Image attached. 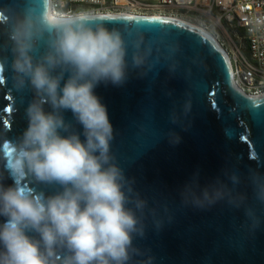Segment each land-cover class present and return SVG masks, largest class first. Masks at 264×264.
<instances>
[{
    "label": "clouds",
    "instance_id": "1",
    "mask_svg": "<svg viewBox=\"0 0 264 264\" xmlns=\"http://www.w3.org/2000/svg\"><path fill=\"white\" fill-rule=\"evenodd\" d=\"M65 2L11 0L0 7L8 53L0 55V68L10 69L14 91L34 93L23 134L0 138V161L7 158V170L16 177L6 187L0 171V216L6 218L0 224V264H154L151 249L134 240L145 237L149 221L157 232L171 223L173 210L156 198L150 204L135 189V179L125 175L112 150L107 108L94 89L101 82L122 86L130 68L146 76L162 60L174 76L179 45L162 58L152 57L143 34L108 27L91 11H66ZM185 95L179 107L173 103L169 121L187 130L192 100ZM65 110L82 125L84 140L65 120ZM166 135L170 144L181 141L174 131ZM225 176L231 186L217 178L201 188L197 171L180 191L181 207L207 210L223 202L239 208L248 199L238 191L245 182L264 205V174L249 169L242 180L237 171L225 170ZM24 181L55 190L46 195ZM244 214L253 231L261 226L255 207L246 206Z\"/></svg>",
    "mask_w": 264,
    "mask_h": 264
},
{
    "label": "water",
    "instance_id": "2",
    "mask_svg": "<svg viewBox=\"0 0 264 264\" xmlns=\"http://www.w3.org/2000/svg\"><path fill=\"white\" fill-rule=\"evenodd\" d=\"M10 2L0 0V7ZM4 19L0 15V21ZM97 19L108 27L128 29L135 36L143 34L152 57L162 58L176 44L180 49L176 54L180 67L174 76L162 60L146 76L139 75L140 69L130 68L122 86L101 82L94 89L107 108L115 137L112 150L125 175L135 179V189L150 204L156 198L173 210L171 223L166 222L157 232L149 221L145 237H137L134 244L151 249L154 264H264V205L253 199L246 182L238 191L248 199L239 208L223 202L207 210L181 207L180 197L197 171L201 188L217 178L231 186L225 170L237 171L242 180L249 169L264 174V97L249 101L240 96L233 88V67L226 51L199 27L167 17L111 15ZM4 43L0 34V55L8 54L3 51ZM10 76V69L0 68V138L13 140L28 126L25 108L34 93L14 91ZM66 79L67 74L61 87ZM168 91L171 97L166 95ZM185 94L192 100L184 122L187 130L169 121L173 103L179 107L187 98ZM44 107L52 110L47 104ZM62 114L84 140L83 127L75 122L72 112ZM169 130L181 137L179 144L169 143ZM7 169L4 158L0 171L6 187L16 180ZM23 183L46 195L55 190ZM246 206L255 207L261 219V226L254 231L244 214ZM5 221L0 216V224Z\"/></svg>",
    "mask_w": 264,
    "mask_h": 264
},
{
    "label": "built area",
    "instance_id": "3",
    "mask_svg": "<svg viewBox=\"0 0 264 264\" xmlns=\"http://www.w3.org/2000/svg\"><path fill=\"white\" fill-rule=\"evenodd\" d=\"M65 10L188 20L227 38L237 92L264 94V0H66Z\"/></svg>",
    "mask_w": 264,
    "mask_h": 264
},
{
    "label": "bare ground",
    "instance_id": "4",
    "mask_svg": "<svg viewBox=\"0 0 264 264\" xmlns=\"http://www.w3.org/2000/svg\"><path fill=\"white\" fill-rule=\"evenodd\" d=\"M93 13H97V12H93ZM98 15L97 16H111V15H105V14H101V13H97ZM127 16H129V15H127ZM178 20H180V21H182V22H184V23H187V24H190V25H193V26H195V27H199L198 25H196V24H194V23H192V22H190V21H188V20H183V19H178ZM199 28H201V27H199ZM202 29V28H201ZM203 30V29H202ZM205 31V30H204ZM219 43V42H218ZM220 44V43H219ZM221 45V44H220ZM223 48V47H222ZM224 49V48H223ZM238 93L240 94V96H242L244 99H246V100H249V101H253V100H258V99H260V98H262V97H264V94H261V95H249V94H246L245 92H243L242 90H238Z\"/></svg>",
    "mask_w": 264,
    "mask_h": 264
},
{
    "label": "rangeland",
    "instance_id": "5",
    "mask_svg": "<svg viewBox=\"0 0 264 264\" xmlns=\"http://www.w3.org/2000/svg\"><path fill=\"white\" fill-rule=\"evenodd\" d=\"M219 43L222 45V47L227 51V49L229 50L228 47V42H227V38L223 35H221L220 39H219Z\"/></svg>",
    "mask_w": 264,
    "mask_h": 264
}]
</instances>
